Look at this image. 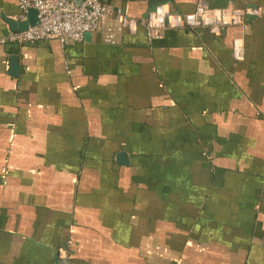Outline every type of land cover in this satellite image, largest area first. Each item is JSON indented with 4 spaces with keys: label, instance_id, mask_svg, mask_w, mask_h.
Instances as JSON below:
<instances>
[{
    "label": "crops",
    "instance_id": "obj_1",
    "mask_svg": "<svg viewBox=\"0 0 264 264\" xmlns=\"http://www.w3.org/2000/svg\"><path fill=\"white\" fill-rule=\"evenodd\" d=\"M108 1L138 20L162 0ZM204 5L261 13L0 44V264H264V0ZM18 15L0 0V41Z\"/></svg>",
    "mask_w": 264,
    "mask_h": 264
},
{
    "label": "built area",
    "instance_id": "obj_2",
    "mask_svg": "<svg viewBox=\"0 0 264 264\" xmlns=\"http://www.w3.org/2000/svg\"><path fill=\"white\" fill-rule=\"evenodd\" d=\"M169 0H162L144 18L128 17L121 8L106 4L103 0H80L76 5L69 0H18L17 21L24 22L30 10L36 11L37 24L20 32H10L0 44H35L56 39L61 45L82 43L86 34L100 33L102 43L115 46L124 32L135 33L143 27L148 40H156L167 30L205 29L212 35H220L228 27L240 26L245 21L260 16L259 9L234 12H209L199 0L189 14L171 11ZM233 57L242 59L241 46L234 42ZM61 254L58 253V259Z\"/></svg>",
    "mask_w": 264,
    "mask_h": 264
},
{
    "label": "water",
    "instance_id": "obj_3",
    "mask_svg": "<svg viewBox=\"0 0 264 264\" xmlns=\"http://www.w3.org/2000/svg\"><path fill=\"white\" fill-rule=\"evenodd\" d=\"M74 2L76 5L80 4V0H69ZM36 11L30 10L27 15V20L21 23H16L14 21H8V24L11 29H15V32L24 31L27 29L28 26H35L37 24V18H36ZM89 36V34L85 35V38Z\"/></svg>",
    "mask_w": 264,
    "mask_h": 264
},
{
    "label": "trees",
    "instance_id": "obj_4",
    "mask_svg": "<svg viewBox=\"0 0 264 264\" xmlns=\"http://www.w3.org/2000/svg\"><path fill=\"white\" fill-rule=\"evenodd\" d=\"M103 2L106 3V4L112 5V3H110V1H108V0H103Z\"/></svg>",
    "mask_w": 264,
    "mask_h": 264
}]
</instances>
